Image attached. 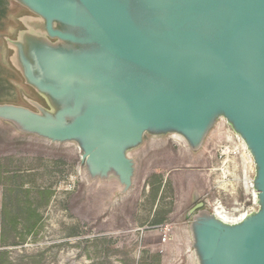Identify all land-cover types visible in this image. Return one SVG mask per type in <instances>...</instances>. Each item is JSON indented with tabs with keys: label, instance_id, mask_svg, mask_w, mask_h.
<instances>
[{
	"label": "water",
	"instance_id": "obj_1",
	"mask_svg": "<svg viewBox=\"0 0 264 264\" xmlns=\"http://www.w3.org/2000/svg\"><path fill=\"white\" fill-rule=\"evenodd\" d=\"M0 59L17 134L73 144L89 182L133 186L130 154L178 136L200 153L223 122L251 159L254 207L235 222L209 199L186 213L194 264H264V0H7ZM4 26V27H3Z\"/></svg>",
	"mask_w": 264,
	"mask_h": 264
},
{
	"label": "rangeland",
	"instance_id": "obj_2",
	"mask_svg": "<svg viewBox=\"0 0 264 264\" xmlns=\"http://www.w3.org/2000/svg\"><path fill=\"white\" fill-rule=\"evenodd\" d=\"M18 11L0 0V26ZM19 87L0 59V102H19ZM234 138L223 122L198 154L173 136L146 138L119 197L115 182L88 181L75 145L0 122V264H194L185 215L196 202L209 199L228 217L254 207L251 166Z\"/></svg>",
	"mask_w": 264,
	"mask_h": 264
},
{
	"label": "bare ground",
	"instance_id": "obj_3",
	"mask_svg": "<svg viewBox=\"0 0 264 264\" xmlns=\"http://www.w3.org/2000/svg\"><path fill=\"white\" fill-rule=\"evenodd\" d=\"M233 136L239 141V143H240V145H241V148H242V151H243V158H244V160H245V162H246V164H249L250 166H251V159H250V157H249V155H248V153H247V151L245 150V147H244V145L242 144V142L240 141V139L237 137V136H235L234 134H233ZM173 137H176L177 139H179V140H181L182 142H184L180 137H178V136H173ZM234 138V139H235ZM248 178V177H247ZM248 187H250L251 188V185H250V182H249V185H248ZM252 190V189H251ZM252 195L254 196V193H253V191H252ZM212 208H213V211H214V213L215 214H217L221 219H223V220H225V221H227V222H235V221H238L245 213H241L239 216H234V217H228V216H226V214H224V212L222 211V209H221V207H219V206H217L216 204H213V206H212ZM227 213V212H226Z\"/></svg>",
	"mask_w": 264,
	"mask_h": 264
},
{
	"label": "built area",
	"instance_id": "obj_4",
	"mask_svg": "<svg viewBox=\"0 0 264 264\" xmlns=\"http://www.w3.org/2000/svg\"><path fill=\"white\" fill-rule=\"evenodd\" d=\"M160 231H162V235H161V238H160V244H165L168 240V236L166 234L167 230L164 228L160 229Z\"/></svg>",
	"mask_w": 264,
	"mask_h": 264
}]
</instances>
